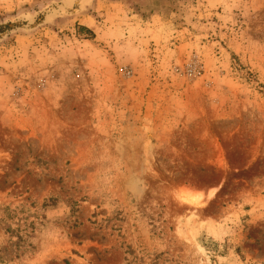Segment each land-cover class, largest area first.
<instances>
[{
	"label": "rangeland",
	"instance_id": "374dc122",
	"mask_svg": "<svg viewBox=\"0 0 264 264\" xmlns=\"http://www.w3.org/2000/svg\"><path fill=\"white\" fill-rule=\"evenodd\" d=\"M0 264H264V0H0Z\"/></svg>",
	"mask_w": 264,
	"mask_h": 264
},
{
	"label": "trees",
	"instance_id": "16d2710c",
	"mask_svg": "<svg viewBox=\"0 0 264 264\" xmlns=\"http://www.w3.org/2000/svg\"><path fill=\"white\" fill-rule=\"evenodd\" d=\"M77 29L79 32H82L85 30L86 33H89L88 35H92L91 30H89L88 28H85L84 26H77Z\"/></svg>",
	"mask_w": 264,
	"mask_h": 264
}]
</instances>
